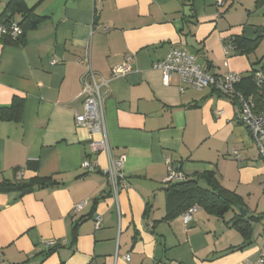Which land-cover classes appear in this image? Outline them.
I'll use <instances>...</instances> for the list:
<instances>
[{
    "label": "crops",
    "instance_id": "obj_1",
    "mask_svg": "<svg viewBox=\"0 0 264 264\" xmlns=\"http://www.w3.org/2000/svg\"><path fill=\"white\" fill-rule=\"evenodd\" d=\"M7 2L0 0V15ZM24 2L41 20L21 44L0 40V110L22 103L19 122L0 119V183H55L0 193V264H264V220L241 248L242 237L227 226L240 214L236 207L222 219L199 208L187 226L180 216L164 220L166 159L187 178L212 173L256 216L264 213V158L236 120L237 103L212 89L180 94L177 77L165 87L153 68L179 49L215 77L260 69L263 1L227 0L223 9L215 0ZM236 36L259 44L249 55H225ZM87 42L91 67L105 78L133 57L132 71L109 82L104 102L108 142L114 156L125 157L127 188L116 200L105 154L89 155L91 137L73 119L82 111ZM85 160L98 168L87 172ZM50 241L57 248L44 257Z\"/></svg>",
    "mask_w": 264,
    "mask_h": 264
},
{
    "label": "built area",
    "instance_id": "obj_2",
    "mask_svg": "<svg viewBox=\"0 0 264 264\" xmlns=\"http://www.w3.org/2000/svg\"><path fill=\"white\" fill-rule=\"evenodd\" d=\"M103 0H93L94 3ZM227 0H215V7L223 9ZM264 4V0H263ZM220 16V13H217ZM264 33V25L262 26ZM22 34L21 29L16 25H0V38L3 36H11L15 38ZM232 51L230 44L224 47L225 55ZM80 62L83 64L85 72L80 78L82 97V111H74L73 119L75 126L85 128L91 140L88 142L89 155H95L98 152H103L106 156L107 166L104 170L107 183L110 188L112 197L116 200L119 193L127 188L126 177L123 174V164L125 157L114 156L113 150L108 142L105 127L104 117V102L109 96V82L118 78H122L132 71L133 57L128 56L124 62L114 66L110 70L109 77L99 76L91 67V46L87 42L82 48V57ZM55 63L52 61V64ZM226 66V62H224ZM155 70L161 73L162 85L169 87L174 77L178 78L180 86L178 91L183 94L188 87L194 91H203L205 89H212L219 95L228 98L234 97L237 101L238 112L236 120L245 126L261 155L264 158V111H256V106L251 98L243 96L241 93L235 91L234 84L240 80V75L227 72L223 76L215 77L210 75L205 69L199 66L196 62V57L190 55L179 49H172L161 61L153 65ZM264 81V72L258 71L254 74V83L256 87H260ZM98 136L99 139L94 137ZM235 159L239 158L237 152L233 153ZM167 173L162 183L164 185L173 184L183 181L184 175L175 169L169 159L165 160ZM82 168L87 172H94L98 168L96 161L85 160L82 163ZM22 174H18L20 179ZM82 205H77L76 210H80ZM198 211V207L194 206L187 209L180 215V218L185 226H187L192 216ZM100 225V219H95V227ZM57 246V242L50 241L45 244V248H52ZM125 261L129 260V256L124 257ZM257 263H263L260 259Z\"/></svg>",
    "mask_w": 264,
    "mask_h": 264
},
{
    "label": "trees",
    "instance_id": "obj_3",
    "mask_svg": "<svg viewBox=\"0 0 264 264\" xmlns=\"http://www.w3.org/2000/svg\"><path fill=\"white\" fill-rule=\"evenodd\" d=\"M263 0H258L261 4ZM15 16L19 17L15 21ZM40 18L34 14L33 8L26 5L24 0H8L5 5L4 12L0 15V25L16 24L22 31V34L12 38L11 36H3L0 38L2 42L18 45L23 42L24 35L28 30L35 28L40 22ZM262 30V29H261ZM262 34H264L262 32ZM232 46V51L237 54L249 55L259 44V39L251 40L245 36H236L225 43ZM225 45V46H226ZM262 66L260 69H253L248 74L240 75L238 83L234 84L235 91L241 93L245 97L252 99L256 106V111H264V81L260 87H256L254 83V74L258 71L264 72V56L261 60ZM260 61L256 63L259 65ZM237 103L234 97H228ZM22 111V103L18 99H14L8 108L0 110V119L6 121L19 122ZM238 122V121H237ZM239 123V122H238ZM185 177V176H184ZM51 178H37L29 182L20 183H0V193L19 192L21 195L31 192L35 187H47L54 185ZM166 215L164 220H170L180 216L187 209L197 206L208 215L222 219L225 214L231 212L233 208L239 207L242 210H247L240 197L224 189L215 179L212 173H202L193 178H187L183 181L166 185L164 189ZM264 220V213L252 216H242L237 214L227 226L236 231L243 239L242 247H247L252 243L253 226ZM75 231V230H74ZM73 231V232H74ZM48 248L44 257L48 256L52 250Z\"/></svg>",
    "mask_w": 264,
    "mask_h": 264
},
{
    "label": "water",
    "instance_id": "obj_4",
    "mask_svg": "<svg viewBox=\"0 0 264 264\" xmlns=\"http://www.w3.org/2000/svg\"><path fill=\"white\" fill-rule=\"evenodd\" d=\"M236 207V206H235ZM239 211H240V214L242 215V216H246L247 215V210H242L241 208H239V207H236Z\"/></svg>",
    "mask_w": 264,
    "mask_h": 264
},
{
    "label": "rangeland",
    "instance_id": "obj_5",
    "mask_svg": "<svg viewBox=\"0 0 264 264\" xmlns=\"http://www.w3.org/2000/svg\"><path fill=\"white\" fill-rule=\"evenodd\" d=\"M228 216H230V213H228Z\"/></svg>",
    "mask_w": 264,
    "mask_h": 264
}]
</instances>
